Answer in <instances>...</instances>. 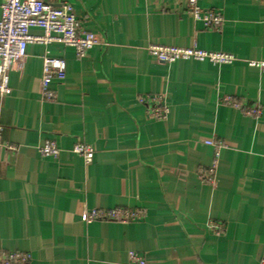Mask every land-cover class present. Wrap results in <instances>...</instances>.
<instances>
[{
	"label": "crops",
	"instance_id": "obj_1",
	"mask_svg": "<svg viewBox=\"0 0 264 264\" xmlns=\"http://www.w3.org/2000/svg\"><path fill=\"white\" fill-rule=\"evenodd\" d=\"M45 1L69 3L102 44L79 58L62 43H33L9 72L12 93L0 97V250L29 253V264H129L132 252L146 264H261L264 70L249 62L264 61V0H196L221 12L220 31L196 20L189 0ZM151 45L235 60L161 63ZM45 57L67 64L53 100L41 89ZM148 95L165 98L164 119L148 116ZM225 97L262 113L247 115ZM47 141L57 157L41 153ZM78 144L93 148L90 163ZM209 167L213 184L199 175ZM118 208L143 216L84 218Z\"/></svg>",
	"mask_w": 264,
	"mask_h": 264
},
{
	"label": "built area",
	"instance_id": "obj_2",
	"mask_svg": "<svg viewBox=\"0 0 264 264\" xmlns=\"http://www.w3.org/2000/svg\"><path fill=\"white\" fill-rule=\"evenodd\" d=\"M189 13L198 21H203L207 28L220 31L224 19L221 12L215 9H202L196 0H189ZM32 28H40L43 35H32ZM62 43L75 50L77 57L84 58L95 46L102 44L101 38L83 29L82 22L77 18L74 8L69 3L55 7L45 0H2L0 18V97L4 98L12 93L9 83V72L16 63L22 62L28 53L30 44ZM150 54L161 63H175L179 60L209 61L215 64H230L235 57L226 54L211 52L196 47H177L151 45ZM251 66L264 70V61H250ZM67 64L60 58L45 57L41 89L48 100L54 99L51 85L54 81H62L66 78ZM142 103H148L147 114L154 119H164L168 113L165 98L160 95H148L141 98ZM222 102L242 110L250 116L261 115V108L257 105L246 106L238 103L231 97H225ZM218 150L223 146L222 141L209 142ZM15 151L14 146L8 147ZM44 156L57 157L59 149L54 142L47 141L41 147ZM74 152L83 157L86 163H90L94 156V150L86 144H78ZM215 168H201L199 175L202 181L213 184L215 182ZM86 221L95 220L129 222L142 218L143 214L131 209H93L84 215ZM220 230V225H212ZM31 255L20 251L0 250V264H29ZM129 264H146V259L132 252L129 256ZM264 264V256L261 260Z\"/></svg>",
	"mask_w": 264,
	"mask_h": 264
}]
</instances>
